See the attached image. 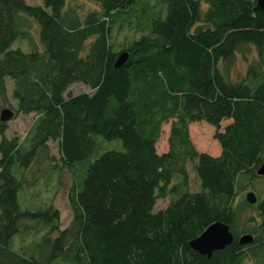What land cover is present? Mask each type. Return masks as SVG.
Listing matches in <instances>:
<instances>
[{"label": "trees", "instance_id": "trees-1", "mask_svg": "<svg viewBox=\"0 0 264 264\" xmlns=\"http://www.w3.org/2000/svg\"><path fill=\"white\" fill-rule=\"evenodd\" d=\"M93 1L99 8L80 19L68 0H0V100L9 78L13 109L36 116L25 146L5 136L0 120V264H242L250 242H237L232 199L237 175L264 161V9L255 0H158L163 13L148 18L114 66L122 49L111 46L107 20L136 0ZM32 20L40 47H13L30 40ZM248 45L255 53L243 77H227L220 65ZM74 81L89 89L65 92ZM168 118L167 149L157 152ZM194 120L214 126L217 154L195 149ZM55 138L62 164H82L62 227L48 201L32 208L19 200L25 169L53 157L47 140ZM111 139L119 147L98 149ZM186 162L198 189L189 187ZM255 208L264 234V196ZM27 220L46 229L27 249L13 248ZM214 220L233 238L206 256L188 241Z\"/></svg>", "mask_w": 264, "mask_h": 264}, {"label": "rangeland", "instance_id": "rangeland-1", "mask_svg": "<svg viewBox=\"0 0 264 264\" xmlns=\"http://www.w3.org/2000/svg\"><path fill=\"white\" fill-rule=\"evenodd\" d=\"M30 4H41V0H24ZM70 4L78 12L80 19L89 11H96L99 8L98 3L93 0H68ZM163 5L158 0H136L129 8L121 10L118 14H113L107 20L110 26L109 42L116 49H123L131 39L138 35L147 32L148 18L155 15L157 12L163 13ZM32 28H30V40L15 39L12 46H19L22 49L29 47H40L37 38V25L32 20ZM254 48L248 45L237 52V57L231 66L224 69L220 65V69L225 75L231 79H240L245 73L248 63L254 58ZM6 94L1 98V107H9L13 110V114L6 121L7 127L4 130L5 136H15L18 141L25 146L27 137L31 132L32 123L35 119V113H23L13 109L14 100L10 97L11 79L6 78ZM88 86L79 81H74L67 85L65 92L76 93L83 90H88ZM64 92V93H65ZM11 104H10V103ZM168 118L161 122L159 136L155 142V149L161 152L167 149V134L169 128ZM224 120L221 121V125ZM214 126L204 120H194L188 123V136L195 147L199 151H206L210 154L219 152V145L213 137ZM118 144V146H116ZM49 154L52 158H37L34 159L29 167L23 173V184L19 191V200L26 207H38L43 201H48L57 210L58 225L62 227L66 225L71 217V208L68 202V192L71 184L78 178L82 164L77 163L73 169L62 164L56 146V138L47 140ZM120 142L116 139L98 140V149H110L119 147ZM100 150V151H101ZM92 159V158H90ZM87 161L84 163V167ZM186 168L189 177V187L198 189V179L192 169L191 162H186ZM84 170V168H83ZM83 173V172H82ZM251 190L258 200L264 196V175L260 174H238L236 177L235 193L232 199V205L236 213L235 231L237 234L249 232L248 229L253 228L252 235L258 236L261 240L255 242L250 241V244L245 247L247 252L243 258L242 264H264V234H262L259 225L260 219L255 208V204L249 203L244 196L246 191ZM168 196L156 198L153 203V209L162 207L167 202ZM26 229L23 232L16 234L12 238V247L16 249H27L31 242L38 238L46 229L45 226L36 224L33 221L25 222ZM53 230L51 234H54ZM249 243V242H246ZM261 248V253L253 255L251 250ZM50 264H70L59 258H55Z\"/></svg>", "mask_w": 264, "mask_h": 264}, {"label": "water", "instance_id": "water-1", "mask_svg": "<svg viewBox=\"0 0 264 264\" xmlns=\"http://www.w3.org/2000/svg\"><path fill=\"white\" fill-rule=\"evenodd\" d=\"M253 8H263L264 0H255ZM128 52L126 49H122L118 52L114 66L120 65L127 57ZM13 114V110L9 107L0 108V120L5 121ZM255 173L264 175V161L255 168ZM245 200L249 203H253L256 200V196L251 190L246 191ZM233 234L229 229L227 223L221 220H214L207 224L196 236L191 238L188 243L191 248L195 249L199 253L209 256L214 249L222 248L224 245L231 242ZM253 239V235L249 232L238 234L237 242L243 244L250 242Z\"/></svg>", "mask_w": 264, "mask_h": 264}, {"label": "flooded vegetation", "instance_id": "flooded-vegetation-1", "mask_svg": "<svg viewBox=\"0 0 264 264\" xmlns=\"http://www.w3.org/2000/svg\"><path fill=\"white\" fill-rule=\"evenodd\" d=\"M256 196V195H255ZM260 200V199H259ZM258 198H257V196H256V200H255V202H254V204H256V203H258Z\"/></svg>", "mask_w": 264, "mask_h": 264}]
</instances>
